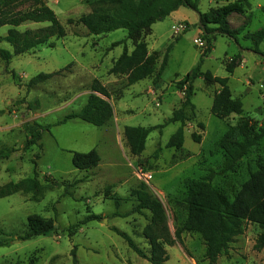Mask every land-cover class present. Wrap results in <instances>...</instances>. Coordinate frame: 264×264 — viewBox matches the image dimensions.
Here are the masks:
<instances>
[{
	"label": "rangeland",
	"instance_id": "obj_1",
	"mask_svg": "<svg viewBox=\"0 0 264 264\" xmlns=\"http://www.w3.org/2000/svg\"><path fill=\"white\" fill-rule=\"evenodd\" d=\"M45 1L65 27L66 36L53 38L50 42L54 47H37L14 56L9 63L0 58V150H15L9 159L0 162V186L33 177L35 171L42 183L53 180L65 185L48 189L37 199L32 194L20 193L0 199V242H10L0 247V264H73L74 249L77 264H150L112 230L117 228L128 234L149 254L150 245L143 230L149 223L150 213L113 215L116 212L124 215L134 207L136 202L131 192L141 183L163 203L172 232L185 220L181 206L186 193L185 180L213 175L212 184L233 199L250 174L264 167V138L232 171L224 170L225 154L219 141L229 126L236 125L243 117L264 128V64L250 50L252 42L245 37L240 36L237 44L227 36L212 35L214 48L210 54L203 55L202 71L228 77L233 97L242 100L244 113L227 119L214 116L211 108L219 86L197 79L192 98L195 110H186L185 143L180 150L168 148L170 138L181 126L180 122H169L184 98L176 84L192 71L208 46L200 29L199 14L182 7L152 26L144 39L149 53L158 58L156 72L171 46L162 80L157 86L153 84V77L128 86L125 76L109 74L125 44L112 46L127 40L128 32L121 29L107 35H91L79 19L91 12L96 0ZM234 1L200 0L199 10L208 13ZM261 6L264 0H252L246 15L234 14L229 18L231 27L238 29L248 24L251 17L247 30H259L264 25ZM47 26L48 23L28 22L16 29L26 31ZM11 28H0V49L12 52V47L1 41ZM196 39L206 44L201 47L195 44ZM126 46L131 52L133 41L127 40ZM260 49L264 53V42ZM239 54L241 61L234 73L229 74L226 65ZM60 71L59 75L29 88V82L36 76ZM95 79L111 92L113 118L103 127L81 120L57 125L86 105ZM33 122L52 127L44 131L38 145L27 148L25 142L31 136ZM200 123L203 128L199 127ZM157 125L165 127L149 135L140 156L132 155L124 128ZM193 133L201 136L200 143L192 139ZM93 149L101 156L99 166L88 172L76 169L72 153H88ZM147 175L152 179L145 182ZM114 198L120 200L119 208ZM33 214L53 219L57 229L30 241H21L19 237L26 231L28 217ZM92 214L102 219L74 227ZM71 231L75 232L72 236ZM259 232L257 225L246 224L243 234L217 264H264V249H255ZM183 238V245L176 243L167 247L166 264H209L202 237L184 233Z\"/></svg>",
	"mask_w": 264,
	"mask_h": 264
},
{
	"label": "trees",
	"instance_id": "obj_2",
	"mask_svg": "<svg viewBox=\"0 0 264 264\" xmlns=\"http://www.w3.org/2000/svg\"><path fill=\"white\" fill-rule=\"evenodd\" d=\"M252 0H236L223 6H218L208 13H201L199 10L200 0H96L92 3L91 12L79 19L89 33L94 36L107 35L117 30L128 32L127 40L133 41V50L128 51L127 40L116 42L112 47L125 44L122 55L114 62L109 71L113 76H125L127 85L132 86L153 77V84L157 86L161 80L168 63L167 49L158 72H156L157 56L150 54L147 41L152 26L160 21L166 20L174 12L182 7L191 9L199 14L200 29L204 39L207 41V48L202 54L197 65L187 73V75L177 82V88L184 94L181 107L172 113L169 122H180L181 126L170 138L167 147L180 150L185 143L184 127L187 119L186 110H195L192 102L194 96V83L197 79L214 83L219 86L213 97L211 112L219 119H227L231 115H242L244 105L241 99L233 97L229 86V78L215 76L211 71H202L204 64L203 55L210 54L214 48L211 44L212 35L227 36L240 44L241 38L250 40L252 47L250 50L259 56L264 64V53L260 46L264 42V25L257 31L251 32L248 25L251 23L249 17L248 24L233 29L229 18L234 14L246 15L251 7ZM264 14V6L260 7ZM33 23H48L49 26L39 29H27L19 31L16 28L21 25ZM4 26L12 27L8 34L1 38L12 47V52L0 49V58L9 63L14 56L26 54L37 47L55 44L50 41L61 39L66 36V29L58 19V16L51 9L45 0H0V28ZM190 25H188L189 28ZM241 54L232 58L226 65L229 74H233L235 68L241 61ZM60 72L52 74H40L33 78L28 86L35 87L44 83ZM91 94L86 105L78 112L68 114L60 120L57 125H62L71 120H81L96 127L105 126L114 116V107L109 102L111 92L99 80L95 79L90 86ZM52 126H43L38 122L30 125L31 136L25 142V147L38 145L43 138L44 131ZM165 125L152 127H132L124 128V136L128 143L130 152L134 156H140L146 149V142L149 135L156 130H161ZM203 128V124H199ZM264 138V128H259L257 122L243 117L236 124L229 126L225 134L219 141V147L225 154L224 170H234L240 161L248 153L259 145ZM192 139L200 143L201 136L192 134ZM15 150H0V162L9 159ZM160 148L156 151L157 158ZM73 166L84 172H88L99 166L101 156L96 149L88 153L73 152ZM37 157V156H36ZM39 156L37 157V159ZM213 175L200 179H188L184 181L186 189L185 197L181 201V206L185 212V220L182 225L172 232L167 211L161 200L152 194L145 183L131 192L135 199L134 207L122 215L116 212L113 216L128 217L132 214H142L144 211L150 213L149 223L143 230L145 239L150 245V252L146 254L126 233L117 228H112L114 233L122 237L129 248L139 257L147 260L150 264H166L169 259L167 247H172L176 243L184 244V233L199 234L206 246L205 258L209 264H217L219 258L228 253L230 246L240 235L243 234L246 224H255L260 228L255 249H264V167L250 174L249 179L241 186V189L233 196V199L225 195L221 190L212 184ZM65 185L60 182L47 181L42 183L35 171L33 177L24 178L18 182H9L0 186V199L10 197L15 194L32 196L37 199L46 190L56 186ZM116 208L121 206L119 199H115ZM102 218L97 214L86 217L81 222L74 225L75 228L87 224L90 221H100ZM55 221L51 218H44L41 215L33 214L28 217L27 229L21 241H30L35 238L45 236L56 231ZM71 231V236L74 235ZM3 234H5L3 232ZM10 242H0V247L8 245ZM73 264H77L75 249L72 251Z\"/></svg>",
	"mask_w": 264,
	"mask_h": 264
},
{
	"label": "built area",
	"instance_id": "obj_3",
	"mask_svg": "<svg viewBox=\"0 0 264 264\" xmlns=\"http://www.w3.org/2000/svg\"><path fill=\"white\" fill-rule=\"evenodd\" d=\"M195 44L203 47L206 44V42L204 40H202V39H196L195 40ZM151 179H152V176L151 175H147L145 177V182H148V180H151Z\"/></svg>",
	"mask_w": 264,
	"mask_h": 264
},
{
	"label": "crops",
	"instance_id": "obj_4",
	"mask_svg": "<svg viewBox=\"0 0 264 264\" xmlns=\"http://www.w3.org/2000/svg\"><path fill=\"white\" fill-rule=\"evenodd\" d=\"M179 11H180V9H179L178 11L174 12L173 14H175V13H177V12H179ZM173 14H172V15H173ZM185 21H187V20H185ZM199 32H200V31H199ZM259 64L261 65V63H260V62H259Z\"/></svg>",
	"mask_w": 264,
	"mask_h": 264
}]
</instances>
